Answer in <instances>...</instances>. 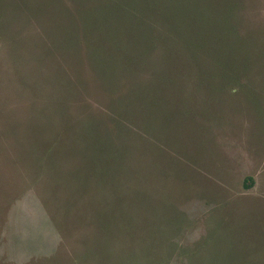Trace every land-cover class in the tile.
Instances as JSON below:
<instances>
[{"label":"rangeland","instance_id":"1","mask_svg":"<svg viewBox=\"0 0 264 264\" xmlns=\"http://www.w3.org/2000/svg\"><path fill=\"white\" fill-rule=\"evenodd\" d=\"M232 1L0 0V264H264V0ZM226 11L238 85L226 64L193 102L157 85L171 64L141 43L210 28L220 71Z\"/></svg>","mask_w":264,"mask_h":264},{"label":"trees","instance_id":"2","mask_svg":"<svg viewBox=\"0 0 264 264\" xmlns=\"http://www.w3.org/2000/svg\"><path fill=\"white\" fill-rule=\"evenodd\" d=\"M237 3L238 0L228 2L230 8L235 7L236 14H238L240 11V7H237ZM181 4L182 3L180 0H168V7L171 6V9L173 8V10L179 9ZM158 9L162 10L161 13L164 15L165 10L168 8L164 2H160ZM228 11H226L224 14H220L219 20L221 21V26L215 29L216 34L214 35V38L216 37V41L218 42L220 48L218 55H220L221 58L217 59V61L220 63V71H215L210 68L211 65L214 64V61L213 58L209 56L215 54L212 45L208 43L209 36L211 35L212 31L210 28L201 29L197 26L186 28L182 24L184 23L182 19L174 17L177 21H179V24L177 21V23L174 25L167 26L163 24V27H157L155 30L156 34H154L151 43H149L147 39L141 43V45H146L148 50H151L155 64L158 65V67L161 65L165 57L168 58L171 64V67L168 70H163V74L156 79L157 85L166 86L182 92L185 91L183 102H193L194 94L195 92H198L192 91V89L195 87L214 88L216 87V84L220 85L218 80L224 77V64H226L225 67H227V72L224 75L229 79L228 82L238 85V81L240 77H242L241 75H243V73L241 72V68L237 67L236 63H234L236 59L235 54L230 55V52H226L224 48L226 47L232 50L234 48L240 49L247 42V36H245L247 34L239 33V27L234 23L229 22L227 25L228 18L226 14ZM155 14L159 15L157 12H155ZM162 20L166 21L167 23L170 21V19L165 16L162 17ZM78 39L80 42L76 43L75 49L79 48V45L83 40V36H76L72 41H76ZM204 47L206 52L205 56L206 58H210L211 61H209L208 66H205L203 69L204 72L202 73L199 60L201 59V52ZM245 49L247 50V48ZM165 51H167V53ZM84 68L87 69L86 66H84ZM96 78V85L99 86V81L101 78L98 76ZM80 87L82 90H87L85 86ZM86 87L91 88L89 84ZM177 100L179 101L178 98ZM191 105L193 104L190 103L188 106ZM105 108L106 106L104 109ZM109 117L108 123L104 122L109 136L114 135L118 136L122 140H129L131 137L135 138L138 133L141 135H146V133L148 134L146 128L136 131V129L126 119L115 120L111 114ZM63 127L67 126L64 125ZM59 134H61V132H59ZM98 135L99 134L97 132L96 136ZM252 183L253 178L251 176L244 178L245 188H249Z\"/></svg>","mask_w":264,"mask_h":264}]
</instances>
